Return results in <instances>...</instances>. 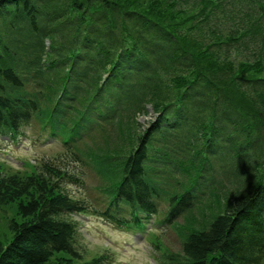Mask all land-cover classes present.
<instances>
[{"label":"trees","instance_id":"trees-1","mask_svg":"<svg viewBox=\"0 0 264 264\" xmlns=\"http://www.w3.org/2000/svg\"><path fill=\"white\" fill-rule=\"evenodd\" d=\"M222 7L0 0V134L14 138L32 124L59 137L62 162L75 158L103 176L113 196L92 212L117 228L141 225L138 214H155L153 198L167 196L164 221L182 216L184 240L158 264H264V24L236 20L222 30ZM246 41L254 59L235 63L234 42ZM9 82L12 96L3 92ZM148 107L145 128L138 119ZM170 109L183 118L168 117ZM242 179L232 198L222 194ZM62 181L82 183L52 160L30 173L0 164V207H18L0 264H108L106 255L75 262L61 254H75L71 214L89 209ZM211 199L213 209L204 208ZM120 200L130 217L111 211Z\"/></svg>","mask_w":264,"mask_h":264},{"label":"rangeland","instance_id":"rangeland-1","mask_svg":"<svg viewBox=\"0 0 264 264\" xmlns=\"http://www.w3.org/2000/svg\"><path fill=\"white\" fill-rule=\"evenodd\" d=\"M223 9L221 12V19L219 20L221 29L231 28L230 22L242 23L247 19L252 20L253 24L260 28L264 24V13H262V8H264V0H221ZM243 17V18H242ZM242 18V19H241ZM194 32V31H193ZM263 36V32H262ZM253 41H246V43L236 44V48L232 49L230 52L234 53L231 59L236 63L239 60H253L255 56V51L251 48ZM257 48H255L256 50ZM257 53V52H256ZM227 65L229 63L227 62ZM148 114L139 117V122L147 126V122L152 118L151 109L148 107ZM31 124L29 126L23 127L24 130L22 134L15 140L16 142H8L3 138H0V161L5 165V169L8 171H16L18 169L30 173L33 169V162H42L45 160H52L53 163L58 165H65L69 170H75L80 174L83 173V183L81 185L75 186L71 183H66L62 181L61 184L66 192L71 195H76V199L86 197L87 200L98 199V202H105L106 195L99 190V185L105 182L103 176L91 168L87 163L82 164L80 161H76L75 158L68 157L65 162L59 159V154H61V145L53 140L47 144H42L39 139V128ZM37 138L35 137V134ZM42 136V135H40ZM48 141L43 139L42 141ZM56 156V157H55ZM64 163V164H63ZM103 178V179H102ZM190 183L193 182V177L188 180ZM244 184V179L229 187L228 190L224 191L222 194L226 193L230 195V198L235 195V187L242 188ZM245 189L248 187L245 183ZM197 189V188H196ZM243 189V188H242ZM248 191V190H247ZM242 193H238L241 195ZM81 195V196H77ZM113 194L109 195L111 199ZM225 195H222L223 197ZM90 198V199H89ZM119 206L116 204L111 205V211L117 216L130 217V207L124 201H118ZM216 203L209 201L204 205V208L213 209ZM225 205V204H221ZM164 204H162V207ZM218 206V205H217ZM17 204L12 202L5 204L0 207V241L4 244L8 242L11 238V230L9 229V220L12 217H16L17 214ZM103 208V207H102ZM206 210L209 212V210ZM117 210V213H116ZM168 210V209H167ZM215 213V212H214ZM91 213H85L83 217L82 225L77 226L76 234L74 235L73 252H61V254L71 257L75 262H83L89 260L91 257L106 255L104 262L108 264H155L153 261L158 263L159 257L156 256L158 253L160 255L171 250H181L182 243L184 240V231H180L178 224L184 223V218L181 216L177 218L178 224L174 219V225L165 226L158 231H152L149 228V223L146 222L145 218H142L141 225L133 226V232H125L115 230L112 226L104 224L91 217ZM167 216V211L165 213L158 212L157 222H153V226L161 224ZM215 216L213 214L211 218L209 217L206 221L207 223ZM72 219L74 216H70ZM80 228V231H79ZM122 230V229H120ZM159 236V237H158ZM160 241V249L154 250V242ZM152 246V250L150 247ZM113 257V262L110 261Z\"/></svg>","mask_w":264,"mask_h":264},{"label":"bare ground","instance_id":"bare-ground-1","mask_svg":"<svg viewBox=\"0 0 264 264\" xmlns=\"http://www.w3.org/2000/svg\"><path fill=\"white\" fill-rule=\"evenodd\" d=\"M7 74H9V72H7ZM7 89H4L3 92L5 93V95L7 94L8 96H12L13 94L11 93H14L15 92V86H13V84L11 82L7 83V86H6ZM13 105V103H12ZM11 105V106H12ZM171 110V109H170ZM169 110V114H168V117L170 118H173V117H179V118H183V114L182 113H179L178 111L176 110ZM153 114H152V118H153ZM212 131V129L209 130V133ZM208 133V134H209ZM144 151V148H141V152Z\"/></svg>","mask_w":264,"mask_h":264}]
</instances>
